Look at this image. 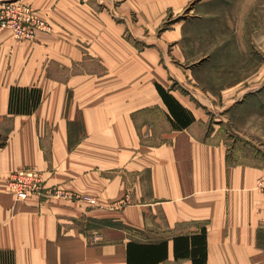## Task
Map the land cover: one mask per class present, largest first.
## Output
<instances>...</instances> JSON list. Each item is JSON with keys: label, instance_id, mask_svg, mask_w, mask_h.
<instances>
[{"label": "crops", "instance_id": "1", "mask_svg": "<svg viewBox=\"0 0 264 264\" xmlns=\"http://www.w3.org/2000/svg\"><path fill=\"white\" fill-rule=\"evenodd\" d=\"M7 2L51 24L22 41L0 28V249L13 264H194L175 238L203 227L208 264H264V108L243 109L264 100L262 1ZM13 85L42 88L35 112L10 113ZM159 85L193 122L176 125ZM26 167L80 198L17 199L7 179ZM131 241H166L167 256L129 258Z\"/></svg>", "mask_w": 264, "mask_h": 264}, {"label": "trees", "instance_id": "2", "mask_svg": "<svg viewBox=\"0 0 264 264\" xmlns=\"http://www.w3.org/2000/svg\"><path fill=\"white\" fill-rule=\"evenodd\" d=\"M159 91L162 93L166 104L170 106L171 113L176 120V125L178 127L187 126L193 122V116L187 115L188 110L184 105H181L176 97L165 90L162 86L159 85ZM43 90L41 87L36 86H18L13 85L10 90V102H9V111L13 114H31L36 111L40 102L43 99ZM7 135H4L0 132V148L5 146L7 143ZM175 248L176 256L184 257L190 256L194 264H208L207 261V233L206 228L203 227L199 234H195L192 237L189 235L178 236L175 238ZM131 249H135L136 253L143 252L147 250V255L157 254L162 251V257L167 256V242L163 241L157 244H146V243H136L134 241L129 242V258L132 253ZM5 255L4 264H13V254L8 250H1L0 255ZM150 257V256H149ZM139 263V262H137Z\"/></svg>", "mask_w": 264, "mask_h": 264}, {"label": "built area", "instance_id": "3", "mask_svg": "<svg viewBox=\"0 0 264 264\" xmlns=\"http://www.w3.org/2000/svg\"><path fill=\"white\" fill-rule=\"evenodd\" d=\"M0 28H10L13 31L14 37L22 41L35 38L39 30H50L51 24H49L47 19L37 15L30 6L7 2L0 4ZM7 182L10 192L14 193L17 199L21 201L41 196L48 190L51 195L80 198L79 195L68 193L58 187L48 189L43 171L36 167H26L25 169L12 172ZM257 187L264 194V176L258 179ZM90 201L94 202L92 199Z\"/></svg>", "mask_w": 264, "mask_h": 264}, {"label": "rangeland", "instance_id": "4", "mask_svg": "<svg viewBox=\"0 0 264 264\" xmlns=\"http://www.w3.org/2000/svg\"><path fill=\"white\" fill-rule=\"evenodd\" d=\"M263 3V15L262 18L264 19V0H261ZM245 105H248V107H244L243 109H252V108H264V100L260 101V100H256V101H252L249 102Z\"/></svg>", "mask_w": 264, "mask_h": 264}]
</instances>
